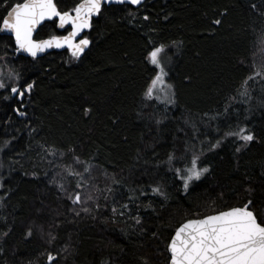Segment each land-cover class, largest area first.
Instances as JSON below:
<instances>
[{
    "label": "trees",
    "instance_id": "trees-1",
    "mask_svg": "<svg viewBox=\"0 0 264 264\" xmlns=\"http://www.w3.org/2000/svg\"><path fill=\"white\" fill-rule=\"evenodd\" d=\"M16 2L0 0V17ZM78 2L57 0L62 11ZM111 7L121 10L93 18L79 60L66 50L16 57L14 42L0 41V68L19 88L33 84L22 101L10 83L0 89V264H48V253L53 264H168L174 230L196 213L251 199L264 218V78L244 85L254 65L264 66V0ZM45 24L35 38L69 30ZM161 46L170 53L171 106L145 99L156 75L147 56ZM240 128L254 140L237 152L243 141L224 134ZM193 156L209 171L185 192L174 169L190 167ZM76 157L93 170L82 193L93 197L83 205L91 211L78 216L72 209L81 206L61 197L49 164L62 159L82 173ZM157 185L167 199L152 194Z\"/></svg>",
    "mask_w": 264,
    "mask_h": 264
},
{
    "label": "snow or ice",
    "instance_id": "snow-or-ice-1",
    "mask_svg": "<svg viewBox=\"0 0 264 264\" xmlns=\"http://www.w3.org/2000/svg\"><path fill=\"white\" fill-rule=\"evenodd\" d=\"M143 2L144 0H79L73 8L62 11L57 0H22V2H16L4 17H0V41L14 42L16 52L26 53L33 59L48 49L67 48L72 58L79 60L92 43L88 36L82 37L81 33L93 27V17L100 18L105 13L121 10L111 6L131 5L135 7L142 5ZM4 6L7 7V0H4ZM128 14L132 15L131 12ZM144 19L147 20L149 17L145 16ZM46 21H53L59 29H65L70 25L71 31H68L67 35H51L48 39L34 38L38 29L47 26ZM214 23L218 25L221 21L215 20ZM78 37L79 39H77ZM164 51V47L161 46L153 48L148 53L147 59L158 71L145 92V99H156L160 103L175 104L174 93L169 94L172 86L165 82L168 72L165 67V57L162 55ZM257 76L264 78V66L256 67L254 65V72L247 77L244 85ZM6 87L3 82H0V89ZM32 88L33 84H27L26 88L12 86L11 93L22 101L25 94L30 93ZM240 94L246 96L247 88L245 87ZM15 111L21 116L25 115L19 109ZM87 111L89 110L86 109V113ZM159 123L160 121L157 120V124ZM224 137H235L243 141L241 147L236 149L237 152L254 140V135L245 128H240L238 131H227ZM221 142V140H217L214 144H209L208 150L212 151L218 148ZM6 147L7 142L5 143ZM2 150L0 149V151ZM51 154L54 155V153ZM199 159V156H193L190 167L174 169L177 178L183 183L185 192L194 181H199L209 171L207 167L199 166ZM173 160L174 157L170 155V165ZM75 163L85 164L82 173L71 165L65 171L68 176L78 178L76 188L81 189L85 186V174L91 175V168L78 157L75 158ZM170 170L172 169L170 168ZM4 179L6 178H0V180ZM54 182L57 183L58 190L66 195L72 205L81 206L78 209H72L77 216L80 212L89 213L91 211L89 207L83 206L93 200L91 195L84 198L80 191L69 192L62 182L55 181V179ZM113 183L119 184V181L113 177ZM3 186V183H0V188ZM112 191V188H108V192ZM152 194L167 199L166 193L161 190L159 185L152 187ZM129 198L132 199V197ZM124 207L126 208L127 205ZM253 209L254 201L249 199L243 206H232L224 210L214 209V214L210 215L201 216L196 213L197 218L185 220L174 230V234L168 242V264H264V218H261ZM116 211L117 209L113 208V212ZM136 222L140 223L139 218ZM7 234L4 233V235ZM32 234V229L29 228L26 238L31 237ZM48 236V242L51 244L56 237L51 232L48 233ZM64 251H67V248ZM56 259V256L48 253V264H53ZM144 264H148L147 260L144 261Z\"/></svg>",
    "mask_w": 264,
    "mask_h": 264
},
{
    "label": "rangeland",
    "instance_id": "rangeland-1",
    "mask_svg": "<svg viewBox=\"0 0 264 264\" xmlns=\"http://www.w3.org/2000/svg\"><path fill=\"white\" fill-rule=\"evenodd\" d=\"M164 53L162 54L164 57H165V67H166V71L168 72V66L170 65V53H169V49L167 48V47H164ZM148 57V56H147ZM149 61V60H148ZM263 63H264V60H261V62H260V64L261 65H263ZM258 67V66H257ZM157 69H156V75H157ZM11 74L8 72V70H5V69H3V68H0V82H3L5 85H6V83H10L11 84V87L12 86H16V87H18L19 88V86H17L16 84H15V82H14V79L10 76ZM155 75V76H156ZM7 76H9V77H7ZM154 76V77H155ZM154 79V78H153ZM152 79V80H153ZM152 80H151V82H152ZM151 82H150V84H149V86L151 85ZM165 82L167 83V84H170L171 85V83H170V81L168 80V75L165 77ZM172 86V85H171ZM11 87H10V89H11ZM149 88V87H148ZM172 93H174V91H173V87H171V90H170V95L172 94ZM14 95V94H13ZM174 98V97H173ZM152 100H154L156 103H160L159 101H157L156 99H152ZM161 104H164V105H167V106H171V105H173V104H165V103H161ZM52 152H50V154H51ZM60 159V158H59ZM49 164L51 165V171H52V179L54 180L55 179V181H59V182H62L63 184H64V186H65V188L69 191V192H74V190H76V191H80L81 193H83V190H84V188H85V186L83 187V188H81V189H77L76 188V183H77V180H78V178L76 179V181H73V185L71 186V184H70V178H72L73 176H68L67 175V172L65 171V169L69 166V165H67L66 163H65V161L64 160H62V159H60V160H58V159H54V158H49ZM56 164H58V166L56 165ZM74 165L76 164L75 163V159H74V163H73ZM59 165H61L60 166V169H59V171H57V170H55L57 167H59ZM84 165V164H83ZM84 167H85V165H84ZM91 168V167H90ZM78 172H81L82 170H79V169H76ZM92 172H93V170L91 169V174H92ZM74 178H76V177H74ZM90 180H92V177H90ZM56 183V182H55ZM85 183V185H90L89 184V182H84ZM56 185H57V183H56ZM57 187H58V185H57ZM61 192V191H60ZM61 197L62 198H66V195L64 194V193H62L61 192ZM83 197L84 198H87V195L86 194H84L83 195ZM48 261V260H47Z\"/></svg>",
    "mask_w": 264,
    "mask_h": 264
},
{
    "label": "water",
    "instance_id": "water-1",
    "mask_svg": "<svg viewBox=\"0 0 264 264\" xmlns=\"http://www.w3.org/2000/svg\"><path fill=\"white\" fill-rule=\"evenodd\" d=\"M147 0H144V2L143 3H145ZM141 6V5H140ZM134 7V6H133ZM137 7H139V6H135V8H137ZM10 10V9H9ZM93 18H96V17H93ZM46 22H50V21H46ZM45 22V23H46ZM59 29V28H58ZM65 29H69L68 31H71V26L70 25H68V26H66L65 27ZM65 29H59V30H65ZM39 30V29H38ZM88 31H90V30H85L83 33H81V36L83 37V36H85L86 35V33L88 32ZM38 32V31H37ZM68 33V32H67ZM67 33L65 34V35H67ZM36 34L37 33H35L34 34V38H35V36H36ZM46 39H48V38H46ZM77 39H79V37L77 38ZM89 48V47H88ZM88 48L85 50V52L88 50ZM68 51V53H69V55L71 56V54H70V52H69V50L67 49V48H63V49H56V48H52V49H48V50H46L45 52H43V53H39L38 55H37V57L36 58H41V57H43V56H45V55H47V54H49V53H51V52H54V51H57V52H59V51ZM15 55H16V57L17 56H22V57H31V56H29V55H27L26 53H18V52H16L15 51ZM32 58V57H31ZM81 58V57H80Z\"/></svg>",
    "mask_w": 264,
    "mask_h": 264
}]
</instances>
